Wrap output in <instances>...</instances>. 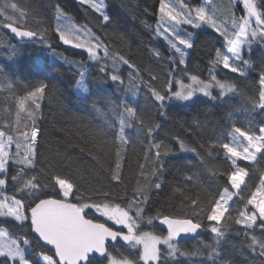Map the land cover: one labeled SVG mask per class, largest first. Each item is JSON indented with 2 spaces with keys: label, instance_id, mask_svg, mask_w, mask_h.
I'll return each instance as SVG.
<instances>
[{
  "label": "snow or ice",
  "instance_id": "obj_1",
  "mask_svg": "<svg viewBox=\"0 0 264 264\" xmlns=\"http://www.w3.org/2000/svg\"><path fill=\"white\" fill-rule=\"evenodd\" d=\"M78 2L90 3L102 17L101 28L112 23L103 0ZM237 3L238 0H228L225 22L230 21L229 31L219 22L211 0H207L206 6L195 8L181 2L179 11L174 0H159L155 31L179 55L178 63L176 57H170L173 68L163 82L152 75L150 69L146 71L151 82L145 81L135 64L114 52L86 25L60 23V20L70 21L71 18L57 5L58 22L51 31L60 44L86 52L88 62L98 66L101 80L93 86L87 81L84 61L69 59L58 52L51 43L53 37L47 34L49 29L33 30L28 13L15 2L0 0V47L10 50V55L4 58L6 62L0 63V92L6 94V99L11 97L16 108L15 123L9 119L0 125V217L10 218L22 233L18 235L7 227H0V264H174L177 257L191 261L193 257L205 256L201 247L191 251L183 249L179 243L182 237L199 239L202 248L208 250L206 259L212 264H235V260L222 257L220 252V245L233 231V224L240 226L247 238L242 247L257 256L259 264H264V235H256L257 229L264 233V174L253 187L250 172L240 166L242 161H256L258 154L264 157V123L257 134L251 120L246 121L247 130L236 126L235 121L237 112L249 108L264 113V62L257 66L251 57L254 46L264 47V11L261 10L264 0L259 4L256 0H243L245 14L241 17L233 14ZM163 23L168 27L162 30ZM185 26L200 31L206 26L222 37L221 47L214 49V58L209 60L208 79L188 75L190 83L187 84L178 78V73L186 72L179 65L186 63L187 50L193 48L199 33L188 32ZM8 35L20 41H31L36 47L47 49L50 56L70 70L75 68L78 99L85 108L104 117L95 135L99 155L89 152V156L101 168L108 157L114 156L108 162L106 182L98 177L78 178L80 168L76 165L82 157H72L61 151L49 157L40 151L43 133L39 127L40 117L35 113L40 108L37 101L49 91L48 70L36 63L32 71L43 78L35 84L21 80L20 69L6 71L16 63L17 56H22L20 49L6 38ZM222 49H226L227 54ZM154 55L160 56V53L157 51ZM119 65L130 69L127 83L120 74ZM257 68L258 80L248 85L252 95L241 89L227 73L223 79L216 74L220 69L247 78L249 71H257ZM109 82L114 85L110 93L105 88ZM156 83L160 86L154 87ZM29 87L31 90L25 95H15L18 90ZM141 88L152 97L162 117H167L172 107L193 103L198 94L230 109L225 115L232 126L228 132L229 142L217 137L206 149L209 159L219 156L218 149H222V158L228 162L230 170L220 173L215 167H206L214 181L207 186L197 173L175 178L173 182L164 178L170 170L179 171L176 165L165 167L166 158L191 152L205 166L208 160L179 136L174 137L179 145L177 149L157 139V130L162 125L148 119L144 108L138 105ZM117 94L119 101L113 98ZM234 97H239L237 103H229ZM29 101L35 105L32 111L26 108ZM25 111L30 123L21 128L20 114ZM133 129L135 136L129 134ZM141 137L148 138V147L144 163L138 166L137 184L130 196L127 189L121 195L126 149L137 142L143 143ZM106 149L109 151L105 152ZM186 181L192 182L191 186ZM165 186L179 196V210L175 214H165L158 209L155 215H146L152 194H158ZM9 190L11 195L6 194ZM234 197L239 198L242 207L232 206ZM155 220L166 226V235L145 230L154 228ZM205 231L211 234L210 243L200 239V233ZM236 234L241 233L237 231Z\"/></svg>",
  "mask_w": 264,
  "mask_h": 264
},
{
  "label": "trees",
  "instance_id": "obj_2",
  "mask_svg": "<svg viewBox=\"0 0 264 264\" xmlns=\"http://www.w3.org/2000/svg\"><path fill=\"white\" fill-rule=\"evenodd\" d=\"M9 2L17 3L21 10L28 13L27 18L33 30L38 27L49 29L47 34L53 37L51 43L58 52L63 53L69 59L86 63V69L84 70L88 74L87 81L90 85L94 86L101 80L98 66L95 63L88 62L86 52L60 44L58 38L51 31L58 22L57 5L72 21L76 20L78 23L82 22L88 25L114 52H119L130 63L135 64L140 69L145 81L151 82L147 69H150L152 75L157 76L159 81L163 82L167 78L166 74L173 68L170 57H176L178 63L179 55L155 31L159 21V0H103L106 14L112 19V23L103 28L100 27L104 23L102 17L91 8L90 3H79L78 0H9ZM174 2L178 11L181 2L187 3L190 8L199 7L200 2L204 3L205 6L207 4V0H174ZM211 2L220 17L219 22L231 31L230 21L225 22L228 15L226 11L228 0H211ZM256 2L259 4L260 0H256ZM261 10L264 11V9ZM233 14L236 17L243 15L241 4L237 3L233 9ZM167 27L166 23L161 24L162 30ZM185 28L188 32L199 34L194 41L193 48L187 50L186 63L179 65V68L186 69V72L178 73V78L185 80L188 75L193 74L199 76V78L208 79L209 60L214 58V49L221 47L222 37L206 26L204 31L195 30L189 26H185ZM6 38L11 40V43L20 49L22 53V56H17L16 63L12 65V68H6V71L20 69V79L26 83L35 84L43 78L35 75L32 71L36 63L39 62L48 70L46 82L49 91L44 94L42 100L37 101L40 108L35 113L36 116L40 117L39 127L43 133L40 138V151L49 157L54 156L57 151L76 158L82 157L76 165L80 168L78 178L92 180L93 177H98L101 182H106L108 162L114 159V156L108 157L103 162V168L96 165L89 156V152L93 155H99L96 152L95 135L96 128L103 122L104 117L85 108L84 103L78 99L75 86V79H77L75 68L70 70L68 66L50 56L47 49L36 47L31 41H20L19 38L13 39L10 35ZM178 46L183 48L179 44ZM222 50L227 54L226 49ZM157 51L160 56L154 55V52ZM9 55L10 50L6 51L3 47H0V63H5L4 58ZM251 57L257 66L264 62V47L254 46ZM118 67L122 78L127 83L130 69L126 65H119ZM225 73L236 81L239 87L248 95H252L248 85L250 82L258 80V68L257 71L250 70L247 78L240 77L238 74L230 73L227 70L217 69L216 71L220 79L224 78ZM153 86L159 87L160 84L156 83ZM105 88L110 93L114 85L109 82ZM30 90V87L20 89L15 95L23 96L26 91ZM113 98L119 101L120 96L117 94ZM129 99L131 100L130 97ZM238 100L239 97H234L229 103L235 104ZM137 102L140 107L144 108L148 119L162 125V128L157 130V139L164 140L166 144L177 149L179 145L174 137L179 136L188 145L195 147L200 155L208 160V164L205 166L191 152H181L178 155L166 158L165 167L176 165L179 169V171L170 170L164 174V178L169 182H173L175 178L197 173L207 186L214 183V181L205 170L206 167H215L220 173L230 170L228 162L222 158V149H218L220 155L214 159H209L206 151L208 144L217 137H222L224 142H229L228 132L231 131L232 126L231 122L225 118L226 111L230 110L225 105L213 102L208 97L201 95L194 98L193 103H188L184 107L168 109V116L162 117L158 111V106L143 88H141L137 97ZM244 107H247V105H244ZM26 108L28 111H32L35 105L29 101L26 102ZM9 119L15 123L16 108L11 97L6 99V94L0 92V125L7 123ZM248 120L252 121L253 130L258 132L259 126L264 123V113L249 108L248 111H239L235 114L236 126L244 130H247L246 121ZM25 123H30L26 111L20 114L21 128ZM129 134L135 136V130H130ZM141 140L143 143L137 142L126 149V160L123 169L124 179L120 186L121 195H123V190L127 189L130 196L132 188L137 184L140 172L138 166L144 163V152L148 147V138L141 137ZM13 151H15L14 145ZM107 151L109 149L105 150V152ZM111 151L114 152V149H111ZM240 166L250 172L252 176L250 184L254 187L258 183L260 175L264 173V157L258 154L256 161H242ZM223 180L224 178L221 176L220 182L223 183ZM185 183L191 186L192 182L186 181ZM8 188L11 189L10 184ZM6 194L11 195L12 193L9 190ZM178 201L179 196L174 195L169 186H165L158 194H152L148 211L145 214L155 215L158 209L165 214H175L179 210ZM232 206L234 208L242 207L238 197H234ZM235 214V212L232 213L233 216ZM153 225L154 228L149 227L145 230H155L160 235L167 233L158 220L153 221ZM205 225H207V221H205ZM0 227H7L10 231L22 235L20 229L10 222V218L0 217ZM232 228L233 231L228 234L226 240L220 245L222 257L235 260V264H259V258L246 247H242L247 243V238L242 234L243 229L234 224ZM237 231L241 234L237 235ZM256 235L260 236L264 233L257 229ZM200 239L210 243L211 234L206 231L201 232ZM179 243L183 249L190 251L201 247L205 256L193 257L191 261L185 257H177L174 264H212L210 260L206 259L208 250L202 248L200 240L196 237L180 239ZM33 247L35 248V245Z\"/></svg>",
  "mask_w": 264,
  "mask_h": 264
},
{
  "label": "rangeland",
  "instance_id": "obj_3",
  "mask_svg": "<svg viewBox=\"0 0 264 264\" xmlns=\"http://www.w3.org/2000/svg\"><path fill=\"white\" fill-rule=\"evenodd\" d=\"M97 2L99 3L100 2V0H97ZM238 3L239 4H241V8H242V12H243V15L245 14V11H244V7H243V0H238ZM205 5H204V3H202V2H200V5H199V7H204ZM242 15V16H243ZM72 23V24H75V25H77V26H80V25H86L85 23H82V22H80V23H78L76 20L75 21H72L71 19H70V21H64V20H62V21H60V23ZM87 27H88V25H86ZM253 26H255L254 24H253ZM89 28V27H88ZM93 31V30H92ZM190 75H193V74H190ZM219 78V77H218ZM201 80H206V79H204V78H200ZM184 82L187 84V83H190V81L187 79V77H186V79L184 80ZM216 94V92H215V90H213V95H215ZM201 95H203V94H198V96H201ZM257 134H259L258 132H257ZM264 174V173H263ZM163 235H166V233H164Z\"/></svg>",
  "mask_w": 264,
  "mask_h": 264
},
{
  "label": "water",
  "instance_id": "obj_4",
  "mask_svg": "<svg viewBox=\"0 0 264 264\" xmlns=\"http://www.w3.org/2000/svg\"><path fill=\"white\" fill-rule=\"evenodd\" d=\"M159 221V220H158ZM159 224H160V221H159ZM161 225V224H160ZM161 227L163 228V230H166V232H167V229H166V226H164V225H161ZM126 231V230H125ZM181 239H185V237H182Z\"/></svg>",
  "mask_w": 264,
  "mask_h": 264
}]
</instances>
